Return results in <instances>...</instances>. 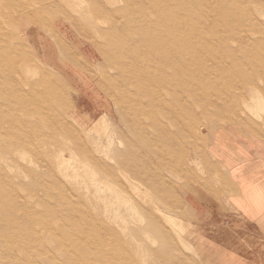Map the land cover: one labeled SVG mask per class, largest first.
Wrapping results in <instances>:
<instances>
[{
	"label": "rangeland",
	"instance_id": "obj_1",
	"mask_svg": "<svg viewBox=\"0 0 264 264\" xmlns=\"http://www.w3.org/2000/svg\"><path fill=\"white\" fill-rule=\"evenodd\" d=\"M236 165L264 0H0V264H216L188 196Z\"/></svg>",
	"mask_w": 264,
	"mask_h": 264
},
{
	"label": "crops",
	"instance_id": "obj_2",
	"mask_svg": "<svg viewBox=\"0 0 264 264\" xmlns=\"http://www.w3.org/2000/svg\"><path fill=\"white\" fill-rule=\"evenodd\" d=\"M224 200L189 195L198 218L197 231L217 257L216 264H264V178L258 165H236Z\"/></svg>",
	"mask_w": 264,
	"mask_h": 264
},
{
	"label": "bare ground",
	"instance_id": "obj_3",
	"mask_svg": "<svg viewBox=\"0 0 264 264\" xmlns=\"http://www.w3.org/2000/svg\"><path fill=\"white\" fill-rule=\"evenodd\" d=\"M15 79V78H14ZM108 239V238H107ZM111 240V239H110ZM42 255H44L43 253H42ZM166 260V259H165ZM165 264V263H164Z\"/></svg>",
	"mask_w": 264,
	"mask_h": 264
}]
</instances>
